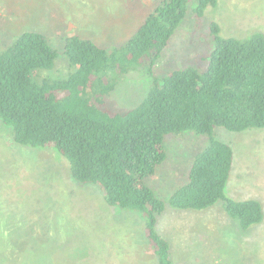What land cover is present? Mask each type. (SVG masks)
I'll use <instances>...</instances> for the list:
<instances>
[{
  "label": "trees",
  "instance_id": "trees-1",
  "mask_svg": "<svg viewBox=\"0 0 264 264\" xmlns=\"http://www.w3.org/2000/svg\"><path fill=\"white\" fill-rule=\"evenodd\" d=\"M188 3L159 0L130 37L110 49L79 35H67L58 49L33 31L0 49V121L12 142L51 148L67 162L73 180L97 186L110 207L138 214L156 264H173L168 242L155 229L166 205L201 211L221 203L242 230L264 219L258 200L226 195L233 152L214 136L215 128L264 129V34L222 37L211 23L213 47L202 68L153 77ZM192 3L199 19L217 0ZM59 59L63 67L56 70ZM141 67L151 78L141 102L123 113L104 107L119 80ZM182 132L206 138V144L191 162L185 185L165 203L147 180L165 161V137Z\"/></svg>",
  "mask_w": 264,
  "mask_h": 264
},
{
  "label": "rangeland",
  "instance_id": "rangeland-1",
  "mask_svg": "<svg viewBox=\"0 0 264 264\" xmlns=\"http://www.w3.org/2000/svg\"><path fill=\"white\" fill-rule=\"evenodd\" d=\"M159 0H0V49L22 32H38L62 48L67 35H79L110 49L124 43ZM186 19L153 66V77L173 69L204 66L213 47L210 24L222 37L264 34V0H217ZM206 64V62H205ZM63 67L61 59L56 70ZM151 78L143 67L124 75L105 97L107 109L126 112L141 102ZM228 144L233 165L226 195L258 200L264 212V129L241 133L215 128ZM191 132L164 139L165 161L148 186L165 203L186 183L188 168L203 150ZM166 211L156 232L170 247L173 264H264V219L242 230L221 203L201 211ZM0 264H156L134 212L110 207L101 190L71 178L67 162L51 148L12 142L0 121Z\"/></svg>",
  "mask_w": 264,
  "mask_h": 264
}]
</instances>
